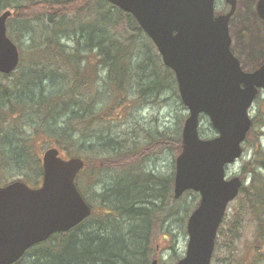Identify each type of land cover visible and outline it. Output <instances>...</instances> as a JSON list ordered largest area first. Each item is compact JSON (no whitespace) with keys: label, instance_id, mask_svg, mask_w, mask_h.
Listing matches in <instances>:
<instances>
[{"label":"trees","instance_id":"1","mask_svg":"<svg viewBox=\"0 0 264 264\" xmlns=\"http://www.w3.org/2000/svg\"><path fill=\"white\" fill-rule=\"evenodd\" d=\"M6 9L14 11L8 34L19 47L21 60L16 72L0 74V177H5L0 184L12 181L14 175L30 185L41 181V156L35 150L40 138L42 148L54 143L67 156L87 161L77 178L87 201L79 182L83 172L115 173L106 182L92 178L99 212L92 209L86 220L36 245L15 264H23L27 257L33 258L32 264H151L155 228L165 229L173 238V227L179 219L185 228L199 196L186 193L195 199L183 207L184 220L179 215L181 198L173 192L174 162L169 173L158 171L156 165L153 169V159L166 154V149L173 157L180 152L181 130L176 136L146 130L143 138L138 135L131 141L124 135L118 141L112 115L115 105L157 99L169 88L178 93L173 71L162 63L132 15L107 0H0V13ZM102 102L107 106L99 110ZM259 116H264L263 110L253 118L247 138ZM208 121H202L209 125L208 132L203 126L201 132L213 136ZM256 142L243 168L250 183L239 194L255 233L243 254L233 259L229 249L223 264H264V148ZM91 152L102 159V167L93 169ZM225 223L228 228L221 226L218 239L231 240L233 228Z\"/></svg>","mask_w":264,"mask_h":264},{"label":"water","instance_id":"2","mask_svg":"<svg viewBox=\"0 0 264 264\" xmlns=\"http://www.w3.org/2000/svg\"><path fill=\"white\" fill-rule=\"evenodd\" d=\"M130 13L173 70L188 109L181 152L175 160L174 193L194 190L199 205L187 221L185 255L176 264H211L218 229L228 205L239 194V177L226 179V167L242 155L252 121L249 109L264 90V64L245 72L231 51V10L214 17V0H108ZM257 10L264 19V0ZM10 11L0 15V73L20 62L17 45L7 34ZM210 119L218 136L202 139L199 119ZM43 181L30 188L21 181L0 186V264H13L33 245L67 232L91 214L75 179L85 166L80 157L63 159L51 147L43 154ZM154 262L153 264H155Z\"/></svg>","mask_w":264,"mask_h":264},{"label":"rangeland","instance_id":"3","mask_svg":"<svg viewBox=\"0 0 264 264\" xmlns=\"http://www.w3.org/2000/svg\"><path fill=\"white\" fill-rule=\"evenodd\" d=\"M248 3L250 4L251 2L244 0L239 3L238 12L233 24L231 25L232 28L230 31L231 37L233 38L231 48L234 54L240 59L242 67L246 70L253 69L264 60V25L253 20V16L250 12L251 8ZM102 75L104 76L105 74L102 73ZM12 80L13 77L9 79V81ZM128 103L129 105L125 103H122L120 106L115 105L116 107L113 109L114 114L112 115L113 120L111 127L113 129V133L116 134V139L118 141H121L120 139H122V136L124 135L131 141L134 136H136V139L138 138V135L141 136L140 138H143L146 136V130H149V132H152L153 134L166 131L170 134V136L175 135L177 130H182L184 120L188 113L186 108L183 106L178 93H176L173 88H169L164 91L163 96H160L157 99H140ZM106 106V102H102L98 109H102ZM259 110L264 111V94L259 95L256 99L253 107L251 108V117L255 118L258 115ZM116 113H123V116L115 117ZM261 125H264V116L258 117L255 128H253L254 133L251 134V136H249L243 144L244 153L242 157L228 168L229 175L237 174L242 176L245 180V185H248L250 180L249 175L243 168L246 164V160L249 158L251 159L252 157L253 144H256V141H258L264 148V129H259ZM202 126L203 129L208 132L209 125L205 122ZM259 133L262 134L260 136V140H258ZM92 139L90 142H93ZM41 144L43 145V139L40 138L35 144V150L40 156H42L43 148L46 149L47 147L55 146L54 143H51L42 148ZM64 154L65 152L62 151L61 155L64 156ZM89 157L90 160L93 159V169H95L97 165H102V159L98 160L97 157H94L92 152ZM174 161L175 157H173L172 151L166 149V154L153 159V169L156 165L159 167L158 171H161L162 173H169ZM114 174L113 170H101L100 175L96 174V170H88V172H83L80 176L79 182L84 190H86L90 201L92 200L94 202L92 208L95 209L96 213L99 212L100 208L96 205L98 201L97 198L94 197L95 187L93 186L92 181L98 176L97 179L101 177V180L106 182L108 181V178L114 176ZM4 178L0 177V182H4ZM11 179H19V176L14 175ZM88 186L90 189H88ZM194 199L195 198L192 193L184 194L180 199L181 205L179 208V215L184 220L186 217H184L185 213L183 207L190 203L193 204ZM90 201L88 202L90 203ZM194 206L195 204L192 205V209ZM226 221L229 222L230 229L233 228V235L235 236L231 237V240H227V237L226 239H223L221 236L219 237V239L221 238L220 245L216 250L213 264H223L222 260L227 253H229V249H233V259L239 257L245 252L248 242L253 240L255 225L251 214L247 211L244 197H239L230 204L227 215L222 224L225 229L228 228L225 223ZM173 228V238L170 232H167L165 229L158 230L156 227L154 230L153 240L155 242V257H152V260H156V264H175L176 260H178L185 253L188 238L186 226L184 228L182 220L178 219L177 225ZM230 244H232L234 248H232ZM171 247H173V249ZM174 251L175 254L173 256ZM249 253L251 254V250H249ZM27 258L28 259L23 261V264H32L33 258ZM18 264H22V262H19Z\"/></svg>","mask_w":264,"mask_h":264},{"label":"flooded vegetation","instance_id":"4","mask_svg":"<svg viewBox=\"0 0 264 264\" xmlns=\"http://www.w3.org/2000/svg\"><path fill=\"white\" fill-rule=\"evenodd\" d=\"M241 1L243 2L244 0H236V5H235V13L234 15L231 17L230 21H229V29L231 31V25L233 24V21L237 15L238 12V7H239V3H241ZM247 2H255L257 0H246ZM249 4V3H248ZM214 9H215V16L217 15H223L226 14L229 10H230V6L226 3L225 0H216L215 1V5H214Z\"/></svg>","mask_w":264,"mask_h":264},{"label":"bare ground","instance_id":"5","mask_svg":"<svg viewBox=\"0 0 264 264\" xmlns=\"http://www.w3.org/2000/svg\"><path fill=\"white\" fill-rule=\"evenodd\" d=\"M257 3H258V1H256V3L255 2H251L249 5H250V12H251V15L253 16V20L255 21V22H257V23H261V24H264V19H262L260 16H259V14H258V10H257ZM235 5H236V2H235ZM5 11H10L11 12V16L9 17V18H11L13 15H14V11L13 10H11V9H6V10H4L3 12H5ZM3 12H1V13H3ZM260 64H264V60L263 61H261V63Z\"/></svg>","mask_w":264,"mask_h":264}]
</instances>
